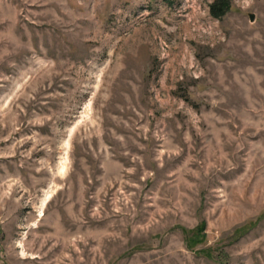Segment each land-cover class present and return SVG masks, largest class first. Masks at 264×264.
<instances>
[{"label":"rangeland","instance_id":"obj_1","mask_svg":"<svg viewBox=\"0 0 264 264\" xmlns=\"http://www.w3.org/2000/svg\"><path fill=\"white\" fill-rule=\"evenodd\" d=\"M218 1L0 0V264H264V0Z\"/></svg>","mask_w":264,"mask_h":264},{"label":"trees","instance_id":"obj_2","mask_svg":"<svg viewBox=\"0 0 264 264\" xmlns=\"http://www.w3.org/2000/svg\"><path fill=\"white\" fill-rule=\"evenodd\" d=\"M229 8L230 5L227 1L219 0L217 3L211 6V13L214 17L221 18Z\"/></svg>","mask_w":264,"mask_h":264},{"label":"water","instance_id":"obj_3","mask_svg":"<svg viewBox=\"0 0 264 264\" xmlns=\"http://www.w3.org/2000/svg\"><path fill=\"white\" fill-rule=\"evenodd\" d=\"M254 20V18H253V15L251 16V21H253Z\"/></svg>","mask_w":264,"mask_h":264}]
</instances>
